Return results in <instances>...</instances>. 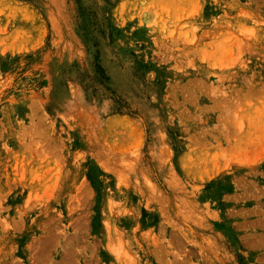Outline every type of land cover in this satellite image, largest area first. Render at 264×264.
Listing matches in <instances>:
<instances>
[{"label": "rangeland", "instance_id": "rangeland-1", "mask_svg": "<svg viewBox=\"0 0 264 264\" xmlns=\"http://www.w3.org/2000/svg\"><path fill=\"white\" fill-rule=\"evenodd\" d=\"M0 264H264V0H0Z\"/></svg>", "mask_w": 264, "mask_h": 264}, {"label": "bare ground", "instance_id": "bare-ground-1", "mask_svg": "<svg viewBox=\"0 0 264 264\" xmlns=\"http://www.w3.org/2000/svg\"><path fill=\"white\" fill-rule=\"evenodd\" d=\"M121 162H123V161H121ZM121 162L118 161V162H116V164L113 165L108 159H104L102 164L107 170L117 174L118 177L119 176L122 177L121 179H123V177L125 179V175L127 174L126 171L128 169V167H127L128 165L126 166V163L123 164ZM128 172H129V170H128ZM128 174L126 176H128ZM120 177H119V179H120Z\"/></svg>", "mask_w": 264, "mask_h": 264}]
</instances>
